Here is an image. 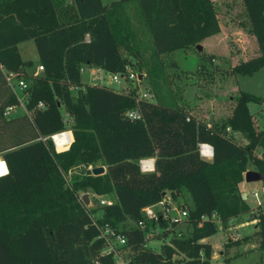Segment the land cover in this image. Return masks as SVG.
Masks as SVG:
<instances>
[{
    "label": "trees",
    "instance_id": "obj_1",
    "mask_svg": "<svg viewBox=\"0 0 264 264\" xmlns=\"http://www.w3.org/2000/svg\"><path fill=\"white\" fill-rule=\"evenodd\" d=\"M242 3L259 54L230 72L252 75L264 67V0ZM130 11L147 33L148 57ZM219 31L213 0H0V264H116L112 253H101L96 225L126 237L121 249L128 264H211L212 246L203 239L218 227L202 216L215 212L226 227L251 210L239 191L249 163L261 174L264 192V128L256 129L248 107L261 97L240 91L228 116L206 122L171 93L164 101L158 79L161 55L196 47ZM26 40L34 42L40 74L28 72L33 63L21 59L17 45ZM130 58L145 65L158 100L136 102L135 86L118 91L81 80L83 65L124 73ZM6 72L28 84L26 114L4 115L18 104ZM132 109L139 119L127 116ZM66 121L70 143L56 149L49 136L66 130ZM198 143L212 146L211 160L200 156ZM146 157L154 158L153 171L140 170L138 160ZM89 166L106 170L93 175ZM74 167L84 170L67 181ZM183 189L192 200L187 232L159 251L146 247L145 230L136 225L141 208L164 193L179 198ZM88 191L113 194L114 203L85 206L81 195ZM256 229L264 248V210H258Z\"/></svg>",
    "mask_w": 264,
    "mask_h": 264
},
{
    "label": "rangeland",
    "instance_id": "obj_2",
    "mask_svg": "<svg viewBox=\"0 0 264 264\" xmlns=\"http://www.w3.org/2000/svg\"><path fill=\"white\" fill-rule=\"evenodd\" d=\"M101 1L104 4H108L115 0ZM213 2L216 6L220 25L219 33L214 38L201 41L198 44L200 49L190 47L161 55L159 60L163 62V76L158 79L160 94L165 98L164 101H167L171 93L181 104L184 103L182 106L190 114L203 121L214 122L228 116L234 104L233 97L240 91L253 93L261 97V102L249 103L248 105L256 129H263L264 67H261L252 75L232 74L230 72L231 67L239 61L248 60L259 54L256 40L248 31L246 25L247 20L242 0H213ZM130 14H132L133 23L137 28V34L143 40L144 55L148 57L150 42L147 33L140 19L135 17L132 11H130ZM18 49L25 61L32 60L34 62L31 61L33 63L31 71H35L39 63L37 62L38 55L33 42L31 40L22 41L18 44ZM130 59L132 64L129 65V68L140 75L141 82L128 81L121 83V87L122 85L125 86L122 90L128 91V89L137 85V88L139 87L141 90L145 88L152 94V101L158 100L151 84L148 82L145 65L142 62H137L134 58ZM81 75L84 82H94V80L91 81L88 72H82ZM109 87L119 90L117 84H111ZM61 111L64 115V120H67V116L62 109ZM26 113L25 107H17L16 110L11 111L6 117L21 116ZM69 126L70 122L68 121L66 130H68ZM234 139L239 142L243 141L239 133ZM259 153L260 148H257L256 154L259 155ZM0 161L2 163L1 154ZM82 169L83 167L72 168L65 175V178L69 181L71 177L84 170ZM247 170L257 171L250 163L247 165ZM254 189L259 193L261 205H257L255 198L251 195ZM239 191L241 198L250 206L251 210L230 219L226 227L217 225V232L209 237V241L214 245L210 258L211 264H264V248H260L258 245L257 229L253 226L254 222H252L257 219L258 210H264V192H261V181H244L242 189L239 186ZM244 191L248 193L247 200L242 196ZM88 193L89 197L93 198L92 191H88ZM102 197L114 198L113 194ZM179 200L187 208L192 205L191 197L185 189L182 190ZM92 204L95 207L98 206L95 201ZM100 213L96 209L95 215H100ZM180 229L184 234L188 230L186 226ZM232 232L236 233L234 239L231 236ZM245 236L249 237L247 241H243L239 245L226 247L228 241L241 239ZM162 243V239L155 237L148 240L145 245L148 248L159 251ZM124 258L125 261H128L126 256Z\"/></svg>",
    "mask_w": 264,
    "mask_h": 264
},
{
    "label": "built area",
    "instance_id": "obj_3",
    "mask_svg": "<svg viewBox=\"0 0 264 264\" xmlns=\"http://www.w3.org/2000/svg\"><path fill=\"white\" fill-rule=\"evenodd\" d=\"M38 70L42 71L43 67L41 65H38ZM109 77L108 79L106 77H102L100 75H96V78L100 80L101 85L109 86L111 84H121L125 82H137L140 83V75L135 73L134 71H131L129 67L125 68L124 73H108ZM6 81L15 93L18 104L17 105H11L6 107L4 111V115L6 116L11 111L16 110L17 107H25V90L28 87V84L23 78H18L16 73L13 72H6L5 73ZM137 86V85H136ZM135 86V87H136ZM137 88V87H136ZM136 102L140 100H148L152 101V94L146 90L145 88L141 90V88H137L136 91ZM42 103H39V106H41ZM127 116L131 119H139L140 118V112L137 109H132L127 111ZM228 132H230V129H226ZM67 134V143H64L66 147L70 143V139L68 136V131L64 130L55 134H52L49 136V138L52 140L53 145L56 149H58V144L56 142V136ZM233 136L236 138L237 133H234ZM66 137V136H65ZM198 151L200 156L205 160H211L213 155V148L208 143H198ZM139 168L142 172H150L154 170V158L153 157H146L141 158L138 160ZM92 167H88V169L91 170ZM263 192V189L261 190ZM88 194V193H87ZM251 195L255 198L256 204L261 205L259 193L257 190H252ZM242 196L245 200L248 198L247 192H242ZM83 195H81V200ZM93 198L89 197L88 194V200L89 203L85 204V206H92V201H95L97 205H112L114 203V199L112 198H105L102 196H96L92 195ZM141 218L136 222V225L145 230L144 238H145V244L148 240L157 237L158 235H163L165 232V237H160V239L163 240V243H169V240L171 237H182L183 232L181 231V227L186 226V221L188 217V208L181 203L179 198H174L170 193H164L162 195V198L152 204H148L141 208L140 210ZM202 219H208L212 222H215L217 225H221V221L217 215V213L213 212L210 216H202ZM164 223V225H162ZM99 231L98 238H101L103 240V249L101 251L102 254L105 253H112L113 259L116 264H128V261H125V252L121 249L123 245L126 244V237L120 233L119 231H116L115 229L111 228L108 225H96ZM160 228V230H159ZM232 238L234 239L236 237V233H231ZM100 264V263H96Z\"/></svg>",
    "mask_w": 264,
    "mask_h": 264
},
{
    "label": "crops",
    "instance_id": "obj_4",
    "mask_svg": "<svg viewBox=\"0 0 264 264\" xmlns=\"http://www.w3.org/2000/svg\"><path fill=\"white\" fill-rule=\"evenodd\" d=\"M220 26V25H219ZM219 33V32H218ZM218 33H216V34H214V35H211V36H209V37H207V38H205V39H208V38H214V37H216L217 36V34ZM204 39V40H205ZM204 40H202V41H204ZM32 41V40H31ZM33 42V41H32ZM20 43V42H19ZM18 43V44H19ZM33 44H34V42H33ZM35 46V45H34ZM17 47H18V45H17ZM19 50V49H18ZM19 53H20V51H19ZM20 55H21V53H20ZM38 55V54H37ZM21 58H22V56H21ZM22 60L23 61H25L23 58H22ZM32 61V60H31ZM33 62V61H32ZM38 62V61H37ZM34 63V62H33ZM39 63V62H38ZM40 65V64H39ZM38 67V66H37ZM31 68L32 67H29V68H26V70L28 71V72H33L34 74H40L41 73V71L40 70H38V68L35 70V71H31ZM82 72H88L89 73V76H90V78H91V81L92 80H94V82L92 81V82H84V80L82 79V75H81V80H82V82L83 83H87V84H98V85H101V83H100V81L96 78V75H100V76H102V77H106L107 79H108V77H109V74L108 73H106V72H104L101 68H99V67H95V66H88V65H83L82 66V68H81V73ZM119 87V90L118 91H120V89L122 90L123 89V87H125L124 85H122V87H121V84H119L118 85ZM233 107V106H232ZM248 107H249V105H248ZM232 110V109H231ZM249 110H250V108H249ZM230 113H231V111H230ZM229 113V114H230ZM228 114V115H229ZM252 114V113H251ZM212 159V158H211ZM245 181V180H244ZM244 181H242L240 184H239V186H240V188L242 189V184L244 183ZM255 190V189H254ZM261 190H262V187H261ZM262 192V191H261ZM252 222H254V227L256 228L257 227V219H255V220H253ZM210 237V236H209ZM209 237H207V238H205V239H203V241L204 242H209L210 244H211V242L209 241ZM211 246H212V248H214V245L213 244H211Z\"/></svg>",
    "mask_w": 264,
    "mask_h": 264
},
{
    "label": "water",
    "instance_id": "obj_5",
    "mask_svg": "<svg viewBox=\"0 0 264 264\" xmlns=\"http://www.w3.org/2000/svg\"><path fill=\"white\" fill-rule=\"evenodd\" d=\"M196 48L200 49V45H197ZM105 170L106 169L104 166H95L91 168V173L93 175H101L105 173ZM261 179H262V176L258 171L247 170L244 173V180L246 182L261 181ZM82 199L85 204L89 203L88 194H83Z\"/></svg>",
    "mask_w": 264,
    "mask_h": 264
},
{
    "label": "bare ground",
    "instance_id": "obj_6",
    "mask_svg": "<svg viewBox=\"0 0 264 264\" xmlns=\"http://www.w3.org/2000/svg\"><path fill=\"white\" fill-rule=\"evenodd\" d=\"M65 136L66 134L56 136V142L58 144V149H63L66 147L65 145L63 146L64 143L68 142L67 136L66 137ZM2 168H3V164L0 161V170H2Z\"/></svg>",
    "mask_w": 264,
    "mask_h": 264
},
{
    "label": "clouds",
    "instance_id": "obj_7",
    "mask_svg": "<svg viewBox=\"0 0 264 264\" xmlns=\"http://www.w3.org/2000/svg\"><path fill=\"white\" fill-rule=\"evenodd\" d=\"M0 174H2V173H0Z\"/></svg>",
    "mask_w": 264,
    "mask_h": 264
}]
</instances>
